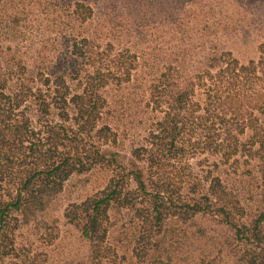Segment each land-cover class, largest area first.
I'll return each mask as SVG.
<instances>
[{
    "label": "trees",
    "instance_id": "trees-1",
    "mask_svg": "<svg viewBox=\"0 0 264 264\" xmlns=\"http://www.w3.org/2000/svg\"><path fill=\"white\" fill-rule=\"evenodd\" d=\"M97 3L0 0V264H32L14 259L16 230L48 207L71 174L96 165L114 166L106 187L68 204L63 213L89 245L88 264L126 261L113 259L115 252L106 244L113 206L132 214L125 225L134 264L146 262L140 258L153 251L166 220L203 212L219 216L236 240L255 244L258 250L246 264H264V44L258 59L246 64L228 53L209 56L194 76L179 83L181 65H168L150 87L152 109L161 117L122 163L119 153L103 147L115 144L117 134L101 116L106 100L100 92L110 83L128 81L132 61L120 53L106 61L110 48L99 51L94 41V53L90 46L86 56L71 34L51 42L47 56L42 48L47 44L41 45L49 31L43 24H60L65 15L81 25ZM69 6L73 12L65 13ZM31 46L39 49L29 64ZM196 89L201 98L194 100ZM201 154L216 157L217 170L224 166L235 172L237 157L259 162L249 164L257 167L260 205L248 223L236 219L246 215L238 213L245 209L224 183V170L212 179L187 171L189 159ZM171 166H178L185 179L174 180L167 171ZM185 187L190 197H176Z\"/></svg>",
    "mask_w": 264,
    "mask_h": 264
},
{
    "label": "rangeland",
    "instance_id": "rangeland-1",
    "mask_svg": "<svg viewBox=\"0 0 264 264\" xmlns=\"http://www.w3.org/2000/svg\"><path fill=\"white\" fill-rule=\"evenodd\" d=\"M85 1L91 4L92 0ZM97 1L92 5L91 16L81 25L65 15L60 24L54 22L50 27L43 24L49 31L45 32L41 45L47 44L42 47L47 56L51 42L62 41L71 34L72 42L82 46L86 56L90 54L86 49L94 41L99 51L110 48V59L105 58L106 61L119 53L132 61L135 68L128 81L122 80L119 85L110 83L100 92L106 100L101 116L117 134L115 144L103 147L119 153L118 160L122 163L128 162L131 149L145 143L149 130L161 117L159 111L152 109L150 87L168 65H181L179 83L186 75L194 76L209 56L228 53L246 64L258 59L264 44V0H128L126 4L123 0ZM73 10L74 6H69L65 13ZM34 25L39 27L37 23ZM32 48L27 56L29 64L39 49ZM62 49L60 45L58 51ZM94 51L92 47L91 52ZM75 57L77 62L82 59L78 54ZM200 98V90L196 89L193 99ZM241 137L245 140L247 133ZM237 158L235 172L224 166L217 170L216 157L206 154L189 159L190 166L186 169L208 179L224 170V183L236 191L245 209L237 210L246 215L236 219L248 223L260 205L256 167L259 162L250 161L249 164L256 165H249L244 162L245 157ZM177 168L171 166L167 171L170 176H176L174 180L185 179L184 172ZM112 169L114 166L96 165L88 171L71 174L48 207L16 230L14 259H31L32 264H88L89 245L78 229L66 221L64 209L104 189L113 175ZM175 196L190 197L186 187ZM124 210L116 206L109 210L106 244L110 252H115L113 259L120 262L126 259L123 264H134L131 232L125 225L132 214ZM157 239L153 251L140 258L145 259L144 264H149V259H154L153 264H246L252 250H258L255 244L236 240L233 231L211 212L171 217L165 221Z\"/></svg>",
    "mask_w": 264,
    "mask_h": 264
}]
</instances>
